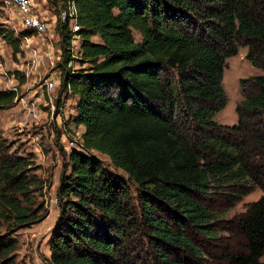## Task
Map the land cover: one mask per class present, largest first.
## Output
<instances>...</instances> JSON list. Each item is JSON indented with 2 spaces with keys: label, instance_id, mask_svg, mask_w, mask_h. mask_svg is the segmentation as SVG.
Returning <instances> with one entry per match:
<instances>
[{
  "label": "trees",
  "instance_id": "16d2710c",
  "mask_svg": "<svg viewBox=\"0 0 264 264\" xmlns=\"http://www.w3.org/2000/svg\"><path fill=\"white\" fill-rule=\"evenodd\" d=\"M50 2L55 107L74 98L64 125L83 126V150L65 154L45 264H264V74L241 80L236 124L214 118L227 57L246 47L264 70V0H73L74 32L67 0ZM32 34L0 23L14 58ZM16 96L0 90V110ZM46 181L0 134V264H23L13 234L44 216ZM254 189L261 196L227 218Z\"/></svg>",
  "mask_w": 264,
  "mask_h": 264
},
{
  "label": "rangeland",
  "instance_id": "374dc122",
  "mask_svg": "<svg viewBox=\"0 0 264 264\" xmlns=\"http://www.w3.org/2000/svg\"><path fill=\"white\" fill-rule=\"evenodd\" d=\"M36 2L42 17L48 18L51 22L55 20L54 7L50 0ZM0 3L2 5L0 23L13 29L15 33L23 30L18 10L6 4L4 0H0ZM133 35L135 40H139L135 31ZM93 39L97 40L96 37ZM36 41H40L37 49L43 55V60L37 66H33L30 62L28 63V58L31 49L37 46L34 44ZM21 49L22 52L14 58L11 47L0 37V90L16 86L17 94L11 105L0 110V134L17 151L32 155L36 174L47 180L43 195L44 216L13 234L17 241L15 251L17 262L45 264L50 254L48 244L50 230L58 215L55 190L61 168L67 164L65 154L70 150L66 135L76 136V132L81 133L82 128L64 125L74 105L73 97L64 98L63 107L56 111L55 97L60 83V71L57 67L60 47L57 32L52 38L47 37L43 42L37 38L33 42L22 40ZM246 51V47L240 46L235 55L225 60L221 84L225 92L226 104L214 117L221 125H234L237 122L235 107L242 99L241 80L264 74V70L252 66L246 59ZM21 73L24 74L25 81L19 84ZM49 80L54 82L51 88L46 85ZM97 155L110 170L118 174L122 173L119 169L109 166L110 162L106 155L100 153ZM261 193L260 189H254L244 195L229 208L227 218L244 211L250 203L261 196ZM237 240L236 236H231L233 244ZM260 260L264 262V255L260 257Z\"/></svg>",
  "mask_w": 264,
  "mask_h": 264
},
{
  "label": "built area",
  "instance_id": "2783aa9c",
  "mask_svg": "<svg viewBox=\"0 0 264 264\" xmlns=\"http://www.w3.org/2000/svg\"><path fill=\"white\" fill-rule=\"evenodd\" d=\"M37 0H4V2L10 6H13L18 10V13L20 15V23L22 25L23 29H28L33 32L32 35H26L22 36L21 41L25 40L26 42H33L35 38L41 40L43 42L46 40V38H52L55 35V22L53 23L46 18L42 17V15L39 12V9L37 8ZM75 5L73 0H67V4L65 9L61 12V18L63 21H66V17L69 18V26L72 29V31H77L79 29V25L77 24L75 20ZM55 19V18H54ZM40 41H36L34 44L37 46H34L31 49L30 57L28 58V63L32 64L33 66H37L39 62L43 60V55L40 54L39 50L37 49L39 46ZM76 43V47H75ZM72 49L73 54L75 55L78 51V39L76 37L72 40ZM60 58V55L58 56V60ZM23 71V70H22ZM25 73V72H24ZM23 74V73H22ZM14 78V76H12ZM53 81L49 80L46 82V85L51 88L53 86ZM10 90H13L16 92V86H13L10 88ZM75 132V130L73 129ZM66 140L68 143V146L71 148H76L78 150H83L79 140H80V132L78 134V131L76 132V136L73 134L66 135Z\"/></svg>",
  "mask_w": 264,
  "mask_h": 264
},
{
  "label": "crops",
  "instance_id": "0c3cea01",
  "mask_svg": "<svg viewBox=\"0 0 264 264\" xmlns=\"http://www.w3.org/2000/svg\"><path fill=\"white\" fill-rule=\"evenodd\" d=\"M53 14H54V13H53ZM53 16H54V15H53ZM54 18H55V16H54ZM70 113H71V114L74 113V108L71 109ZM79 127L82 128V131H83V126L79 125Z\"/></svg>",
  "mask_w": 264,
  "mask_h": 264
}]
</instances>
